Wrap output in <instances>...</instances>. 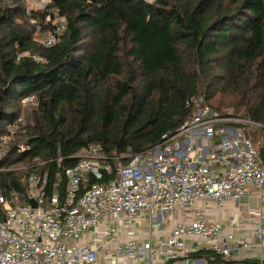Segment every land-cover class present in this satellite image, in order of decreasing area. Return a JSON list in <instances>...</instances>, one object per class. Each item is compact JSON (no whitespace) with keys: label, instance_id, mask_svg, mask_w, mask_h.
<instances>
[{"label":"trees","instance_id":"16d2710c","mask_svg":"<svg viewBox=\"0 0 264 264\" xmlns=\"http://www.w3.org/2000/svg\"><path fill=\"white\" fill-rule=\"evenodd\" d=\"M22 3L0 0V137L23 98L37 94L38 106L30 133L17 136L29 150L12 146L1 164L27 171L0 173L3 193L24 197L28 175L47 173V195L60 174L64 196L63 169L91 146L128 165L189 118L191 97L264 126V0H52L67 29L50 47L30 23L46 14ZM24 53L46 63L18 60ZM246 135L264 158V129Z\"/></svg>","mask_w":264,"mask_h":264},{"label":"built area","instance_id":"2783aa9c","mask_svg":"<svg viewBox=\"0 0 264 264\" xmlns=\"http://www.w3.org/2000/svg\"><path fill=\"white\" fill-rule=\"evenodd\" d=\"M47 21L35 22V28L50 47L66 32L67 19L55 8ZM25 57L46 63L26 53L18 60ZM21 103L38 105V96ZM185 107L189 118L128 165L114 164L119 157L107 156L100 146L84 150L74 166L63 169L64 196L60 174L51 196L47 173L28 175L24 197L0 190V264H210L193 258L201 251L224 259L220 264H248L227 262L251 250L240 237L246 230L225 234L215 213L228 201L239 207L251 191L257 193L258 215L264 213V158L246 135V126H264L233 111L220 113L203 97L189 98ZM29 127L23 116L6 125L0 173L15 171L1 165L12 146L18 153L29 150L16 143ZM252 235L264 237V219Z\"/></svg>","mask_w":264,"mask_h":264},{"label":"crops","instance_id":"0c3cea01","mask_svg":"<svg viewBox=\"0 0 264 264\" xmlns=\"http://www.w3.org/2000/svg\"><path fill=\"white\" fill-rule=\"evenodd\" d=\"M250 194L251 196L247 197L239 204L240 209L239 207H236V204L233 201H228L224 208L215 213V216L223 224L225 234H239V231L244 229L246 232L240 234V237L251 243L250 251L235 253L227 262L232 263L238 262V260H244L248 264H264V237L258 239L252 235V232L256 229L258 223L264 219V213H261L262 216L258 215L260 210L258 209L259 201L257 193L251 191ZM207 260L210 264H220L225 261L224 259H222L221 262H214V259Z\"/></svg>","mask_w":264,"mask_h":264},{"label":"rangeland","instance_id":"374dc122","mask_svg":"<svg viewBox=\"0 0 264 264\" xmlns=\"http://www.w3.org/2000/svg\"><path fill=\"white\" fill-rule=\"evenodd\" d=\"M51 3H52L51 0H23L22 4H23V6L25 7V9L27 10L28 13H30L31 11H35V12L40 13V14H46V18H45L44 22H48L47 21L48 15L50 13H53V10L55 9V8H51V9L48 8ZM30 23L32 25H34V27H35V20L30 21ZM46 29L48 30V28H45V30ZM42 32H46V31L43 30ZM45 37H46V34L39 33L36 30L34 38H35V41L38 44L43 45ZM37 106H38L37 103L36 104H30V105H27V106H24V105L22 106V103H20L21 111H20V115L19 116H23L25 121H26V123L29 124V125L32 124V127H34V124H33L32 121H34V117L33 116H34V113H35L34 111L37 108ZM225 110H227V109H225ZM229 111H233L234 112L233 109H230L228 111H225L224 113L229 112ZM32 127L28 128L29 131L32 130ZM29 133L30 132H28L26 135H28ZM16 143H19L17 139H16ZM84 155H86L85 151L84 152L81 151L80 153H78L76 155V157L79 158V157H83ZM119 160H120V158H117V160H114V164L121 163ZM25 169H26V167H24L22 165L21 166L20 165L19 166H15V171H26Z\"/></svg>","mask_w":264,"mask_h":264},{"label":"water","instance_id":"95a60500","mask_svg":"<svg viewBox=\"0 0 264 264\" xmlns=\"http://www.w3.org/2000/svg\"><path fill=\"white\" fill-rule=\"evenodd\" d=\"M34 207H36V205H34Z\"/></svg>","mask_w":264,"mask_h":264}]
</instances>
